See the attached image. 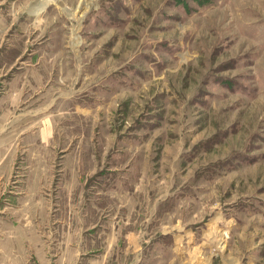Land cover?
<instances>
[{"label": "rangeland", "instance_id": "1", "mask_svg": "<svg viewBox=\"0 0 264 264\" xmlns=\"http://www.w3.org/2000/svg\"><path fill=\"white\" fill-rule=\"evenodd\" d=\"M43 1L0 0V264H264V0Z\"/></svg>", "mask_w": 264, "mask_h": 264}, {"label": "crops", "instance_id": "2", "mask_svg": "<svg viewBox=\"0 0 264 264\" xmlns=\"http://www.w3.org/2000/svg\"><path fill=\"white\" fill-rule=\"evenodd\" d=\"M4 95L9 96V89L8 90L5 89ZM6 122L4 124L0 123V187L4 183L5 176L8 173L5 165L10 163V166H11L10 169H11L12 175H13V173L15 172L14 166L16 169V166L18 164L17 161L19 159L18 153L15 150V146H18V143L16 141L17 140L16 139V132L13 129L14 124H12V121L7 122V123ZM50 133H51V131H48V134L46 132L45 135H42L41 137L37 138L36 141H37V145L39 147H40V145H41V147H45L46 145H49L50 140H48V139L50 138V136H49ZM37 145L35 144L34 146H37ZM13 160H15V163H13V165H11ZM16 162H17V164H16ZM4 193L5 192H3V195H4ZM20 195H21L20 193L16 194L15 192H13V194H10L9 197H12V198L13 197H19ZM22 195H25V194H22ZM6 196L2 197L3 200L7 199Z\"/></svg>", "mask_w": 264, "mask_h": 264}, {"label": "bare ground", "instance_id": "3", "mask_svg": "<svg viewBox=\"0 0 264 264\" xmlns=\"http://www.w3.org/2000/svg\"><path fill=\"white\" fill-rule=\"evenodd\" d=\"M52 1H54V0H44L42 3L39 4L38 9H35L34 11H32V13L35 15H38L39 13H41L45 9V7H47L49 4H51Z\"/></svg>", "mask_w": 264, "mask_h": 264}]
</instances>
